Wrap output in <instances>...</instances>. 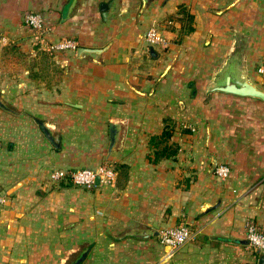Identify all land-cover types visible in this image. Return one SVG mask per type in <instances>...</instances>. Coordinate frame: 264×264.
Masks as SVG:
<instances>
[{
	"label": "crops",
	"instance_id": "obj_1",
	"mask_svg": "<svg viewBox=\"0 0 264 264\" xmlns=\"http://www.w3.org/2000/svg\"><path fill=\"white\" fill-rule=\"evenodd\" d=\"M67 1L0 0V264L79 251L78 264H260L245 225L264 230V99L208 88L232 73L264 91V0H73L63 20ZM30 10L44 31L26 24ZM62 38L77 46L54 56L61 80L29 66L36 44ZM166 144L176 153L149 158ZM103 162L111 183L49 179ZM179 223L194 236L166 256L158 232Z\"/></svg>",
	"mask_w": 264,
	"mask_h": 264
},
{
	"label": "built area",
	"instance_id": "obj_2",
	"mask_svg": "<svg viewBox=\"0 0 264 264\" xmlns=\"http://www.w3.org/2000/svg\"><path fill=\"white\" fill-rule=\"evenodd\" d=\"M27 25L38 32L46 29L42 15L37 11H27L24 15ZM145 39L149 45H157L164 40V37L156 25L150 26L145 33ZM47 43L53 49H75L77 43L71 38H62ZM214 173L221 179H225L230 174L229 166L220 162L215 165ZM99 176V183H111L116 176V169L110 163H100L94 167H76L74 169L54 168L49 172L51 181H59L68 177L74 184L92 187L96 185L95 179ZM0 195V204L3 202ZM194 236L193 230L186 223H179L162 228L158 232L160 243L165 247L164 254L170 256L174 250ZM245 239L255 251H264V230L254 221H248L245 225Z\"/></svg>",
	"mask_w": 264,
	"mask_h": 264
},
{
	"label": "water",
	"instance_id": "obj_3",
	"mask_svg": "<svg viewBox=\"0 0 264 264\" xmlns=\"http://www.w3.org/2000/svg\"><path fill=\"white\" fill-rule=\"evenodd\" d=\"M73 3V0H68L63 9H62V19L64 20L66 16L68 15L69 9ZM144 3V0H143ZM102 15L104 18H106L109 10H110V3H101L100 5ZM104 47H85V46H78L77 47V56H81L83 53L86 54H92L96 55L103 51ZM213 90H220V91H225V92H230V93H235L238 95H251V96H257L260 98L264 99V91L260 88H258L256 85H254L251 81L248 79H240V78H235L232 73H227L224 78L218 80L215 84L210 86L208 88V91H213ZM38 123L42 126L44 131L47 133L48 137L51 139V141L58 146L59 145V135L58 134H52L50 127L47 125V123L40 119H36ZM115 132H116V127L113 122H110V139L112 141V144L115 142ZM95 183H99V176L96 177ZM205 212V211H203ZM145 233H141L143 235ZM247 241V240H246ZM259 263L264 264V255H261L259 258Z\"/></svg>",
	"mask_w": 264,
	"mask_h": 264
},
{
	"label": "rangeland",
	"instance_id": "obj_4",
	"mask_svg": "<svg viewBox=\"0 0 264 264\" xmlns=\"http://www.w3.org/2000/svg\"><path fill=\"white\" fill-rule=\"evenodd\" d=\"M37 47H35V53H36V61H29L28 64L31 68L35 66L37 71L42 73L43 75L46 72H54L57 74V79L61 80V73H62V66L61 64L55 60L54 56L55 54H59L60 52H63L64 50L61 49H53L50 47L49 43H45V46H42L41 43L36 44ZM23 52V51H22ZM25 53V52H24ZM80 255V251L76 253H69L65 255V260L63 264H72L76 259H78ZM75 264V263H74Z\"/></svg>",
	"mask_w": 264,
	"mask_h": 264
},
{
	"label": "trees",
	"instance_id": "obj_5",
	"mask_svg": "<svg viewBox=\"0 0 264 264\" xmlns=\"http://www.w3.org/2000/svg\"><path fill=\"white\" fill-rule=\"evenodd\" d=\"M181 9L183 12H185V14L187 15V18L191 19L192 17L191 14L188 13L183 7ZM191 28L192 27H190L189 30ZM170 135H171V130L168 127H165L160 135L151 136L150 142L153 143L156 138H159L160 140H167L170 137ZM177 149H178V145L176 144L175 145L166 144L162 149H155L154 156L153 157L149 156V158L153 161H157L163 155H171V154L176 153ZM66 178L69 179L68 177ZM53 182H56V181H53ZM82 258H83V255L80 256L78 259H76L75 264H78L82 260Z\"/></svg>",
	"mask_w": 264,
	"mask_h": 264
}]
</instances>
